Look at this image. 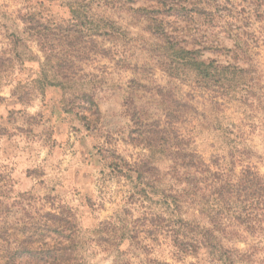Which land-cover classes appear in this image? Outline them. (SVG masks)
<instances>
[{
	"label": "rangeland",
	"instance_id": "rangeland-1",
	"mask_svg": "<svg viewBox=\"0 0 264 264\" xmlns=\"http://www.w3.org/2000/svg\"><path fill=\"white\" fill-rule=\"evenodd\" d=\"M176 146L264 178V0H0V225L64 210L74 240L22 264H264L263 231L176 211Z\"/></svg>",
	"mask_w": 264,
	"mask_h": 264
},
{
	"label": "trees",
	"instance_id": "trees-1",
	"mask_svg": "<svg viewBox=\"0 0 264 264\" xmlns=\"http://www.w3.org/2000/svg\"><path fill=\"white\" fill-rule=\"evenodd\" d=\"M33 21L34 19L29 22L30 26L26 30L39 33L37 26L40 23ZM205 69L199 74L203 77H211L212 72L208 67ZM163 125L159 123L158 134L165 133V129H162ZM172 151L175 175L177 179H184L185 185L184 189L174 197L177 212L182 211L183 201L187 200L186 202L190 204H197L199 216L207 219L208 223L216 228H223L227 222H235L254 231L264 232V178L258 172L247 168L240 176L228 178L219 167L214 173L212 166L205 164L203 159L193 151L188 153L178 146ZM7 195V192L0 193V213L10 212L6 201ZM63 212L64 210L60 213H45L43 217L47 221L43 223L29 219L27 223L19 220L22 224L15 226L7 223L0 225V264H22V260L26 257L52 259L56 250L62 256H71L70 253L68 254V246L61 250L55 247L44 250L47 245L45 240L51 234L58 233V238L62 241L66 239L73 243L72 235H65V232L71 229V224L66 217H63ZM180 223L184 226L189 225L182 216H180ZM198 229H200L199 226ZM207 233V236L214 237L213 231L208 230ZM178 235H176L175 243L178 250L184 254H197L202 248L208 249L207 245H203L201 240L198 241L193 236ZM222 259L228 261L227 264H235L230 257L222 256ZM151 263L168 264L156 260Z\"/></svg>",
	"mask_w": 264,
	"mask_h": 264
}]
</instances>
